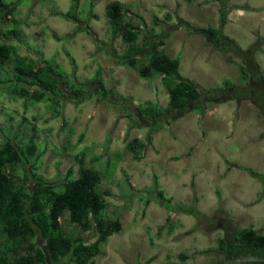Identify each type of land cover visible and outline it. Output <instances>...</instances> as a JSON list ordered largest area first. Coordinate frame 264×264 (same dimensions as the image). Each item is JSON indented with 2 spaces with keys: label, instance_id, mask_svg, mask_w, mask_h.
<instances>
[{
  "label": "rangeland",
  "instance_id": "374dc122",
  "mask_svg": "<svg viewBox=\"0 0 264 264\" xmlns=\"http://www.w3.org/2000/svg\"><path fill=\"white\" fill-rule=\"evenodd\" d=\"M7 1L19 3V22L0 19V39L37 62L55 59L85 91L76 96L65 87L62 114L54 116L50 102L27 101L26 108L24 98L11 97L0 84V147L7 137L25 144L33 136L37 151L43 152L37 172L55 183L70 171L77 178L80 159L100 172L99 188L111 192L105 195L102 213L119 217L124 228L103 245L96 264L253 260L227 258L218 240L228 227H254L264 233V178L250 172L264 176V76L261 84L256 71L241 79L243 61L235 47L230 45L225 53L226 42L220 46L197 28L223 27L244 49L258 44L255 57L264 75V0H119L130 8L124 20L142 28L134 44L112 32L106 11L111 0H80L76 10L72 0ZM14 28L17 35L6 37L4 32ZM153 32L165 40L161 51L179 61L180 75L205 92L192 104V109L203 108L166 113L159 119L161 126L156 120L138 119L137 106L147 100L168 105L162 77L143 78L113 55V50L118 55L133 51L139 65L145 64L151 51L146 35L151 42L159 39L152 38ZM5 69L0 68V78L6 76ZM98 73L107 96L98 93ZM226 81L243 93L232 99L237 88L224 85ZM223 87L225 92L218 90ZM137 138L147 146L135 153L128 146ZM157 185L172 197V209L158 200ZM183 207H197L205 216ZM62 222L68 233L81 232L68 218ZM81 236L94 238L90 232Z\"/></svg>",
  "mask_w": 264,
  "mask_h": 264
},
{
  "label": "trees",
  "instance_id": "16d2710c",
  "mask_svg": "<svg viewBox=\"0 0 264 264\" xmlns=\"http://www.w3.org/2000/svg\"><path fill=\"white\" fill-rule=\"evenodd\" d=\"M72 2V10H76L80 0ZM18 5V2L0 0V19L5 24L19 22L15 18ZM106 11L112 32L116 36L120 35L124 41L134 44L142 28L130 20H124V17L130 16V8L122 1L111 0L106 4ZM92 15L97 17V14ZM167 16L170 18L172 14L169 12ZM155 19L158 21V16ZM197 30L220 46L226 42L225 53L234 46L235 52L243 61L239 64L241 79H250L256 71L261 77L257 84H261L264 75L255 57L260 50L258 44L254 43L244 49L224 33L223 27ZM4 34L6 37L17 35V29L8 30ZM54 35L59 38L57 34ZM153 37L159 39L151 42V38L147 35L145 37V45H151L145 64L139 65L138 61L141 59L134 56L133 51L118 55L113 50V55L118 64L135 69L143 78L162 77L169 93L168 105L161 106L158 102L147 100L137 106L138 119L156 120L161 126L159 119L166 113L177 111L185 114L189 110L203 108L204 105L201 104L192 109V104L201 99L205 92L197 83L180 75L177 59L161 51L165 40L156 32L152 33ZM3 67L7 74L0 78V84H3L1 87L11 97L24 98L26 108L27 101H47L50 102L54 116H59L62 114L61 99L67 97L65 87L76 96L85 91L76 80L68 76V72L55 59L43 58L37 62L19 54L18 48L11 42L0 39V68ZM94 80L100 86L98 93L107 96L109 90L101 74L98 73ZM225 84L235 89L238 87L232 81H226ZM218 90L225 92V87ZM239 93L243 91L237 88L230 96L236 99ZM260 96L263 98L264 94ZM148 140H152L151 133ZM146 146L147 143L137 138L128 147L138 153ZM42 153L37 151L33 136L25 144H19L7 137L0 147V264H96V257L103 254V245L114 233L124 228L119 217L106 218L102 213L106 207L105 195L111 192L99 188L102 181L100 172L86 166L83 159H80L82 164L77 178L72 177L70 171L61 183L46 180L37 172V162ZM250 172L264 178L253 169ZM156 182L158 184V180ZM157 189L158 200L172 209V197H167L159 185ZM150 201L151 198L148 197L146 203ZM188 207H183V210L198 217L205 216L197 207ZM64 218L78 226L81 232L93 234V240H86L81 232L78 235L68 233L62 222ZM218 241L220 250L227 258L238 260L252 257L253 260L248 264H264V233L254 227L238 230L228 227L226 236ZM181 256L187 257L185 254Z\"/></svg>",
  "mask_w": 264,
  "mask_h": 264
}]
</instances>
